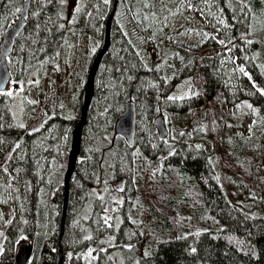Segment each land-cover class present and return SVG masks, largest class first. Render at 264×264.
Segmentation results:
<instances>
[{
    "label": "trees",
    "instance_id": "trees-1",
    "mask_svg": "<svg viewBox=\"0 0 264 264\" xmlns=\"http://www.w3.org/2000/svg\"><path fill=\"white\" fill-rule=\"evenodd\" d=\"M132 1L91 0L79 15L81 31L102 38L94 57L113 17L112 46L97 76V100L83 130L63 229L66 171L61 166L81 102L73 118L56 114L41 127L29 128L17 124L11 98L0 93V217L4 210L9 214L0 264H13L17 245L32 240L30 264H114L112 251L122 250L133 260L137 246L149 240L153 251L140 264H264V217H248L230 202L231 193L254 196L261 160L251 151L255 170L249 172L252 147L245 144L237 156L224 141L232 108L249 104L264 122V0H192L216 40L207 33L183 48L185 33L173 31L168 65L143 57ZM25 3L0 0V50ZM66 3L31 1L26 28L7 61L15 81L27 83L32 75L55 68L66 40ZM186 81H192L193 93L176 98ZM131 101L138 109L135 148L115 133ZM161 114L169 130L172 116L200 114L202 119H191L183 128L191 141L161 140L154 125ZM216 149L222 163L230 161L228 181L222 183L213 160ZM232 157H239L238 167L231 165ZM96 189H105V196L93 197ZM112 194L125 203L117 218L108 219L105 208ZM134 203L145 204L147 223L132 218ZM106 237L109 246L97 251Z\"/></svg>",
    "mask_w": 264,
    "mask_h": 264
},
{
    "label": "rangeland",
    "instance_id": "rangeland-1",
    "mask_svg": "<svg viewBox=\"0 0 264 264\" xmlns=\"http://www.w3.org/2000/svg\"><path fill=\"white\" fill-rule=\"evenodd\" d=\"M90 1L67 0L64 22L67 30L66 40L54 69L49 72L32 75L27 83L15 81L12 78L6 93L11 98L12 113L17 124L23 127L39 128L56 114L66 118H73L76 115L91 64L95 59L96 48L102 42V38L94 37L90 34L85 35L81 31L82 26L79 24V15ZM104 1L110 2L111 0ZM95 4L94 2L92 7ZM131 13L141 30L137 36L140 50L143 57L151 64H162L164 62L167 65L169 64V57L166 56L167 52L170 54L167 43L172 40L171 33L173 31H179V34L185 33L182 42L183 48H188L195 40L200 41V38L207 36V33L209 40H216V33L198 12L192 0H134L132 1ZM165 35L167 38H163ZM147 38L150 42L147 41ZM151 41L156 44L157 48ZM191 85L192 81H186L179 88L175 97L181 99L191 96L193 93ZM26 88L28 89L27 91L25 90ZM9 93L11 94L9 95ZM229 110L227 109L226 111ZM230 113L233 121L229 120L228 126L225 127L226 137L224 141L230 144L231 153L239 156L237 149H241L240 152H242L245 144H249L254 148L250 149L246 159V161H249V172L255 170L251 151L254 154L256 153L257 158L261 160L257 169L259 173L255 171L258 174V187H254L251 191V193L255 191L254 196L246 197L248 193L244 192L241 197H234L231 193L230 202L248 217H264V195L262 193L263 190L260 189L262 188L261 186H264L261 180L264 178V122L261 120L257 110L249 104L232 108ZM168 119L172 123L169 138L191 141L193 139L192 136L183 134V128L187 123L192 122L191 119H195L193 120L194 122L201 120L202 115H175ZM222 138V134L219 133L221 148L224 147ZM213 147L214 145L210 147L212 151ZM69 154L70 152L64 153L63 164L62 166L57 164V168L61 166L64 171L67 170ZM238 159L239 157H232L233 163L231 165L233 167H238ZM213 160L214 163L216 162V174L220 182L228 181L230 164L227 162L229 159L227 158V161L222 163L219 158V150L216 149V155H214ZM238 169L241 170L242 168ZM152 173H155V171H152ZM121 187L122 184L118 188ZM105 193V189H96L93 197H103ZM123 203H125V199L113 194L108 195L105 208L106 217L111 219L116 215L117 218L116 212ZM132 208V218L143 223H147L150 220V215L144 203L140 206H136L134 203ZM8 221V211L4 210V218L0 217V250L2 246L1 236L4 234L3 228L5 229L4 225ZM147 235L149 240L151 235ZM109 244L110 238L106 237L96 250L105 249ZM152 251V243L149 240L137 246V254L133 260H128L122 250L112 251L111 257L114 264H140V259L152 253ZM93 252L94 250L89 251L88 255H92Z\"/></svg>",
    "mask_w": 264,
    "mask_h": 264
},
{
    "label": "water",
    "instance_id": "water-1",
    "mask_svg": "<svg viewBox=\"0 0 264 264\" xmlns=\"http://www.w3.org/2000/svg\"><path fill=\"white\" fill-rule=\"evenodd\" d=\"M31 1L26 0L21 15L7 31L4 42L0 50V93L7 90L11 80L12 74L7 63L8 58L12 55L17 38L24 32L26 28L27 20L30 15ZM113 17H111L106 25L105 41L104 44L96 55L93 63L91 64L87 81L81 96V109L78 117V122L70 137V154L68 157L67 171L64 178L65 185V199L63 204V218L62 229L65 224L68 208V191L70 182L74 173L77 170L79 158L81 156L82 148V135L83 130L88 122V115L93 109L97 96H96V80L100 71V67L105 55L110 51L112 46L111 30H112ZM137 121H138V109L134 101L127 103L125 111L121 118L115 124V133L124 138L129 146L135 148L136 135H137ZM154 125L161 140H166L169 137V128L167 126L164 115H159L154 120ZM35 242L20 243L16 247L14 263L13 264H30L34 257Z\"/></svg>",
    "mask_w": 264,
    "mask_h": 264
},
{
    "label": "snow or ice",
    "instance_id": "snow-or-ice-1",
    "mask_svg": "<svg viewBox=\"0 0 264 264\" xmlns=\"http://www.w3.org/2000/svg\"><path fill=\"white\" fill-rule=\"evenodd\" d=\"M11 93H9V95H10Z\"/></svg>",
    "mask_w": 264,
    "mask_h": 264
}]
</instances>
